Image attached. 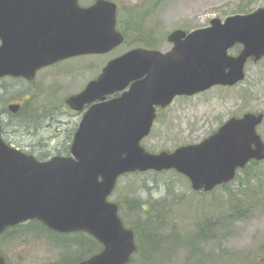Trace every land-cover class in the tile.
Returning a JSON list of instances; mask_svg holds the SVG:
<instances>
[{
    "label": "water",
    "instance_id": "1",
    "mask_svg": "<svg viewBox=\"0 0 264 264\" xmlns=\"http://www.w3.org/2000/svg\"><path fill=\"white\" fill-rule=\"evenodd\" d=\"M116 15L111 0L89 6L78 0H0V78L31 81L39 69L58 61L110 52L124 40ZM166 40L171 48L165 52L135 47L110 59L65 99L74 111L90 104L68 155L37 160L0 134V233L36 219L57 232H86L101 244L100 251L72 264H128L136 250L134 234L108 200L119 176L174 170L192 191L208 192L250 161L264 160L257 132L263 111L231 116L201 141L171 151L150 152L140 144L150 133L156 106L245 78L247 61L264 57V8L223 21L212 18L192 31L173 29ZM237 44L239 52L229 54ZM19 108V103L7 105L13 114ZM0 264H5L2 256Z\"/></svg>",
    "mask_w": 264,
    "mask_h": 264
},
{
    "label": "rangeland",
    "instance_id": "2",
    "mask_svg": "<svg viewBox=\"0 0 264 264\" xmlns=\"http://www.w3.org/2000/svg\"><path fill=\"white\" fill-rule=\"evenodd\" d=\"M91 1L79 0L84 4ZM112 1L118 6L117 18L122 22L119 26L127 31L126 43L103 55L65 59L39 71L33 82L6 77L0 84L3 86L0 88V122L5 125L1 135L8 144L39 159L67 154L81 114L71 110L65 104V98L80 91L89 80L94 79L109 59L136 46L164 52L171 47L166 35L173 29L190 31L206 27L212 18L223 21L243 5L250 11L264 8V0ZM131 10L135 16L139 15L135 18L141 28L137 32L126 26ZM146 42L153 45L146 46ZM236 52L237 46L229 49L230 54ZM245 70V78L232 87L214 86L192 96L175 97L158 114L149 135L141 140L145 150L158 152L196 143L231 116L264 112V57L255 63L248 60ZM15 102L21 103L26 109L28 123H22L18 114L7 112V105ZM257 132L264 141V121L257 127ZM250 171L256 174V179L251 178L246 186H258L264 193V161L252 166ZM242 177L243 172L240 171L225 185L226 188L217 186L211 191L201 192L205 193L202 195L191 191L187 178L174 171L132 172L119 177L108 200L119 205L118 214L121 218L134 222L144 218L140 206L151 209L153 203H164L165 206L175 204L174 224L184 238L194 225L193 206L200 205L206 210L210 206L224 207L229 199L228 191L241 195L248 192L246 186L241 187L239 184ZM260 208L229 225L224 246L229 252L259 250L257 264H264V205ZM139 211L140 217H137ZM82 242L87 250V238L82 237ZM184 247L185 244H182L181 248L173 252L171 257L175 263L181 262ZM59 248L52 245L46 235L39 233H26L21 238L4 236L0 239V252L6 256L9 264L55 263L64 253L62 246Z\"/></svg>",
    "mask_w": 264,
    "mask_h": 264
},
{
    "label": "trees",
    "instance_id": "3",
    "mask_svg": "<svg viewBox=\"0 0 264 264\" xmlns=\"http://www.w3.org/2000/svg\"><path fill=\"white\" fill-rule=\"evenodd\" d=\"M250 9L243 5L239 6L234 13H248ZM134 15L131 10L129 12L126 26L135 32L141 28L136 23ZM118 19V27L122 22ZM125 36V42H127V31L122 30ZM142 34V32H140ZM146 46L153 45V43L146 42ZM237 46V51L239 50ZM5 81V78H0V84ZM0 88L3 86L0 85ZM22 123H28L29 115L26 109L21 107L18 115ZM4 124L1 123V133L4 128ZM39 159V158H38ZM258 162L252 161L243 172L239 184L240 186H246L250 179H256V174L250 171V168L256 166ZM258 176V175H257ZM247 193L233 194L228 191L229 199L227 204L218 208L210 206L208 210L204 209L200 205H194L193 212V228L183 238L179 234L178 228L175 227L173 220V212L175 204L165 206L164 203L151 204V209L148 206H140V209L144 212L143 219L137 221L128 220L127 218H121L124 225L130 227L134 232V239L136 243V251L133 253L129 264H257V258L259 250L256 252H229L224 246V238H226V232L229 225L235 221H240L245 214H250L252 210L261 209L264 205V193L257 187L246 186ZM221 188H226L225 185ZM232 193V194H231ZM202 195L205 193H201ZM202 203V202H201ZM171 204V203H170ZM118 205V204H117ZM119 206V205H118ZM120 212V211H119ZM137 217H140L139 213H136ZM77 236L86 237L89 242V248L87 250L84 242ZM61 246L64 253L57 264H71L81 259L86 258L94 252L100 250V244L88 234L84 233H72L62 236ZM182 244H185L183 251V258L180 263H175L172 260V254L177 248H181ZM64 246V248H63Z\"/></svg>",
    "mask_w": 264,
    "mask_h": 264
},
{
    "label": "flooded vegetation",
    "instance_id": "4",
    "mask_svg": "<svg viewBox=\"0 0 264 264\" xmlns=\"http://www.w3.org/2000/svg\"><path fill=\"white\" fill-rule=\"evenodd\" d=\"M96 0H93L91 1L90 3L88 4H84V3H80L79 0H78V3L80 6H89L91 4H93ZM117 21V20H116ZM116 26H117V29L122 33V31L118 28V25H117V22H116ZM123 37H124V40H123V43L125 42V36L124 34L122 33ZM133 48V47H132ZM131 49V48H130ZM96 55H103V54H86V55H80V56H75V57H84V56H96ZM75 57H71V58H75ZM69 59V58H67ZM63 61V60H61ZM61 61H58L56 63H53L51 65H48V66H45L41 69H39L37 72H36V75L35 77L31 80V81H27V82H33L34 79L36 78L37 76V73L43 69H46V68H50L54 65H56L57 63L61 62ZM26 81V80H25ZM90 81V80H89ZM86 85V84H85ZM84 85V86H85ZM84 87H82L81 89H83ZM80 89V90H81ZM122 93V91H119V92H115L111 95H107L105 97V100H109L111 98H114V97H117L119 96L120 94ZM65 102V101H64ZM66 104V103H65ZM67 105V104H66ZM90 104L88 105H84L83 109L81 111H76L78 113L81 114V117L84 113V111L88 108ZM165 109V107H160V106H156L155 107V120L158 116V114L163 111ZM74 111V110H73ZM16 115V114H15ZM81 119V118H80ZM76 130V129H75ZM27 234H32V233H39V234H42V235H46L48 240H50L51 244L54 245L55 247H58L61 246V240L63 239L62 236L63 235H66V234H70V233H61V232H57V231H54L52 229H49L47 226H45L41 221L39 220H36V219H31V220H26V221H23L21 223H17L15 225H11V226H8L4 229V231H2L0 233V239H3L4 236H7V237H11L13 238L14 236H18L19 238L21 237H25V235ZM60 249V248H59ZM0 256L3 257V260H4V263L5 264H9V262H7L6 260V256L0 252ZM48 264H57L56 262H52V263H48Z\"/></svg>",
    "mask_w": 264,
    "mask_h": 264
}]
</instances>
